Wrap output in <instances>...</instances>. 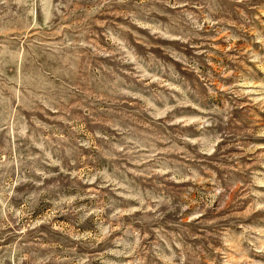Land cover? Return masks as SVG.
I'll return each mask as SVG.
<instances>
[{"label": "rangeland", "instance_id": "374dc122", "mask_svg": "<svg viewBox=\"0 0 264 264\" xmlns=\"http://www.w3.org/2000/svg\"><path fill=\"white\" fill-rule=\"evenodd\" d=\"M0 264H264V0H0Z\"/></svg>", "mask_w": 264, "mask_h": 264}]
</instances>
